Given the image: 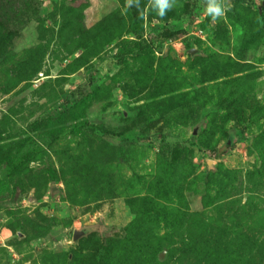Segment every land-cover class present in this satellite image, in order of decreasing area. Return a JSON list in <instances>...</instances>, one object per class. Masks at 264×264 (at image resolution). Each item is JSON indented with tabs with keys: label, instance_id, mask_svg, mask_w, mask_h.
Here are the masks:
<instances>
[{
	"label": "rangeland",
	"instance_id": "rangeland-1",
	"mask_svg": "<svg viewBox=\"0 0 264 264\" xmlns=\"http://www.w3.org/2000/svg\"><path fill=\"white\" fill-rule=\"evenodd\" d=\"M263 1L0 0V264H264Z\"/></svg>",
	"mask_w": 264,
	"mask_h": 264
},
{
	"label": "trees",
	"instance_id": "trees-1",
	"mask_svg": "<svg viewBox=\"0 0 264 264\" xmlns=\"http://www.w3.org/2000/svg\"><path fill=\"white\" fill-rule=\"evenodd\" d=\"M242 1L253 2V0H242ZM136 23H137V16L136 14H133V19H132L131 24L136 29L135 33H136V37L138 40L135 42L134 46H130V47L123 46L122 48H119L118 55L121 58V60H123L127 55L132 54L134 52H137L138 55H140L143 58H148L155 52L156 49L160 48L158 46L157 47L154 46L153 43L142 44V39L144 38V30L142 27L136 28ZM180 33H181L180 31H173L167 35L173 36V35H177ZM188 46L190 45L188 44ZM98 89H99V86L95 85V87L90 92L82 95L81 97L75 98L73 106L77 107L76 111H73V108L69 107L68 110L62 111L57 116L50 117L46 120L41 121L37 125L38 128L45 129L47 137H49L50 140L58 138L60 135L59 133L63 125H65L68 118L71 117L74 120H79V119L86 117L87 110L91 102L94 100L98 92ZM235 136H236V132H232L230 141L234 142L236 139ZM240 138L243 140V136H240L238 139ZM129 140H136V137L132 136V138ZM220 150L214 148V149H211L210 151L212 155H217L219 154ZM12 163H14L13 165L11 164L12 167H10L9 170H7V175L9 176L12 175L13 168L15 167V168L20 169L23 162H20V163L12 162ZM76 263H78V261L75 258H73L70 264H76Z\"/></svg>",
	"mask_w": 264,
	"mask_h": 264
},
{
	"label": "clouds",
	"instance_id": "clouds-1",
	"mask_svg": "<svg viewBox=\"0 0 264 264\" xmlns=\"http://www.w3.org/2000/svg\"><path fill=\"white\" fill-rule=\"evenodd\" d=\"M158 2L161 8L160 15H163V9L167 6V0H158ZM208 13L211 14L213 16V19L215 20L217 17L224 15V8L219 4H213V6L208 10Z\"/></svg>",
	"mask_w": 264,
	"mask_h": 264
},
{
	"label": "water",
	"instance_id": "water-1",
	"mask_svg": "<svg viewBox=\"0 0 264 264\" xmlns=\"http://www.w3.org/2000/svg\"><path fill=\"white\" fill-rule=\"evenodd\" d=\"M262 6H264V1H263ZM262 6H260V9H262ZM78 232H82V231H77V232H76V234H75V236H74V240H75V241H76L77 238L79 237V234H77Z\"/></svg>",
	"mask_w": 264,
	"mask_h": 264
}]
</instances>
